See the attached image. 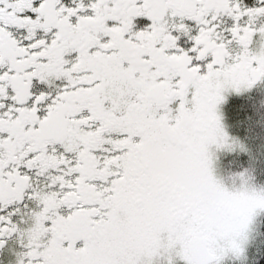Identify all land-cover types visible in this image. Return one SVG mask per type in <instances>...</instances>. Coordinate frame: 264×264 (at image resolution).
<instances>
[{
    "label": "snow or ice",
    "instance_id": "snow-or-ice-1",
    "mask_svg": "<svg viewBox=\"0 0 264 264\" xmlns=\"http://www.w3.org/2000/svg\"><path fill=\"white\" fill-rule=\"evenodd\" d=\"M264 80V0H0V247L16 264H223L264 189L229 190L218 108Z\"/></svg>",
    "mask_w": 264,
    "mask_h": 264
},
{
    "label": "rangeland",
    "instance_id": "rangeland-1",
    "mask_svg": "<svg viewBox=\"0 0 264 264\" xmlns=\"http://www.w3.org/2000/svg\"><path fill=\"white\" fill-rule=\"evenodd\" d=\"M245 91V90H243ZM242 91V92H243ZM259 96L254 101V105L257 108L258 122L262 126V130L259 134H256L252 138L251 146L246 145L244 141L240 139V136H235L232 134L230 136L228 132V123L221 116V123L228 133L230 141L235 142V147L232 150L222 149L215 150L213 149L214 163L213 171L214 175L218 180H220L223 185L229 190L233 188H239L241 184V176L243 173L244 180L247 181V184L257 190L264 189L259 187L254 183V180L260 176L259 172V162L264 160V140L259 139V136H262L264 133V85L258 87ZM228 93H235L232 90L227 91ZM226 92V93H227ZM244 93V92H243ZM222 105V104H220ZM219 105V106H220ZM242 138V137H241ZM243 140H246V138ZM242 159V160H241ZM259 174V175H258ZM264 219V212H260L253 220V223L250 227L248 233V238L244 244V254L240 258L226 257L223 261V264H246L256 256L261 253L263 246L262 238V224Z\"/></svg>",
    "mask_w": 264,
    "mask_h": 264
},
{
    "label": "flooded vegetation",
    "instance_id": "flooded-vegetation-1",
    "mask_svg": "<svg viewBox=\"0 0 264 264\" xmlns=\"http://www.w3.org/2000/svg\"><path fill=\"white\" fill-rule=\"evenodd\" d=\"M254 2L255 0H245V3H247L249 6H251ZM262 84L264 85V80L257 82V84H255L251 89H247L245 91L242 90L244 93L242 91L240 93H225L226 99L222 105L219 106L218 111L220 114H223V118L226 122L229 121L230 114L233 112V103H231L233 98L235 99L234 103L236 102V113L241 112L243 102H245V105L248 104V109L250 112H252L254 109V100L259 96L258 87ZM244 96L245 99L243 98ZM228 132L230 136L233 134L235 137V132L233 129L231 131L230 126H228ZM3 239H5L6 243L3 247H0V264H16L18 254L23 252L25 249L21 245L16 234Z\"/></svg>",
    "mask_w": 264,
    "mask_h": 264
},
{
    "label": "trees",
    "instance_id": "trees-1",
    "mask_svg": "<svg viewBox=\"0 0 264 264\" xmlns=\"http://www.w3.org/2000/svg\"><path fill=\"white\" fill-rule=\"evenodd\" d=\"M243 98L245 99V96ZM234 100V98L231 100V103H233V112L230 114L229 123L234 130L235 135L240 136V139L244 141L246 145L251 146V139L254 138L256 134H259L262 130V126L258 122V114L256 112L257 108L254 105V109L252 112H250L248 109V104L245 105V102H243L241 112L236 113V102L234 103ZM243 138H246V140H243ZM262 138L264 140V133H262V136H259V139ZM259 172L260 176L254 180V183H256L257 186L264 188V160L259 162ZM262 238L263 246L261 253L246 264H264V219L262 224Z\"/></svg>",
    "mask_w": 264,
    "mask_h": 264
},
{
    "label": "clouds",
    "instance_id": "clouds-1",
    "mask_svg": "<svg viewBox=\"0 0 264 264\" xmlns=\"http://www.w3.org/2000/svg\"><path fill=\"white\" fill-rule=\"evenodd\" d=\"M241 186H242V182H241V184H240V187H241ZM240 187H239V188H240ZM233 189H238V188H233Z\"/></svg>",
    "mask_w": 264,
    "mask_h": 264
}]
</instances>
